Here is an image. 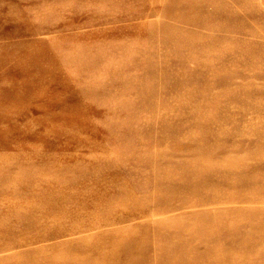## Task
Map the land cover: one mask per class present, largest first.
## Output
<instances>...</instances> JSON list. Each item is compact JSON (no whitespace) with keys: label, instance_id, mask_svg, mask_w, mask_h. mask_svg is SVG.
Listing matches in <instances>:
<instances>
[{"label":"rangeland","instance_id":"obj_1","mask_svg":"<svg viewBox=\"0 0 264 264\" xmlns=\"http://www.w3.org/2000/svg\"><path fill=\"white\" fill-rule=\"evenodd\" d=\"M0 264H264V0H0Z\"/></svg>","mask_w":264,"mask_h":264}]
</instances>
